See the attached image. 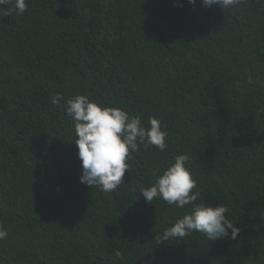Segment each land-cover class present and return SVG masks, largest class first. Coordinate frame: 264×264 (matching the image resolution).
I'll list each match as a JSON object with an SVG mask.
<instances>
[{"label":"trees","instance_id":"trees-1","mask_svg":"<svg viewBox=\"0 0 264 264\" xmlns=\"http://www.w3.org/2000/svg\"><path fill=\"white\" fill-rule=\"evenodd\" d=\"M27 4L0 15V264H264V83H248L264 82V0ZM76 95L161 120L166 150L139 145L111 192L82 184L63 107ZM180 154L196 203L227 205L235 239L162 238L192 205L140 189Z\"/></svg>","mask_w":264,"mask_h":264},{"label":"clouds","instance_id":"clouds-1","mask_svg":"<svg viewBox=\"0 0 264 264\" xmlns=\"http://www.w3.org/2000/svg\"><path fill=\"white\" fill-rule=\"evenodd\" d=\"M197 0H188L195 5ZM240 0H202V6L211 8L220 5L222 8L235 6ZM28 8L27 0H0V15L8 16L12 12L23 15ZM250 85L258 82L248 77ZM64 100L62 94H54L52 103L60 105ZM68 117L74 121L77 139L75 145L81 161L82 174L80 182L89 188L98 187L102 191L111 192L125 183V174H131V166L127 162L130 152L138 151L139 145L147 148L155 146L160 151L167 148L168 132L163 130L161 120L149 117L147 126L142 123L138 114L130 116L118 107L100 105L85 95H76L63 105ZM190 157L180 154L174 163L162 174L157 173L155 182L147 188L140 189V195L149 204L154 199H163L169 206L185 208L192 205L191 211L175 221L162 233L164 240L184 238L193 232H200L209 241L228 238L235 239L240 230L236 227L231 210L225 204L209 206L204 202L196 203L200 194L193 192L197 181L193 178L189 166ZM228 214L226 216L225 214ZM231 230V233L229 232ZM8 237V231L0 224V240ZM117 257L122 253L115 252Z\"/></svg>","mask_w":264,"mask_h":264}]
</instances>
